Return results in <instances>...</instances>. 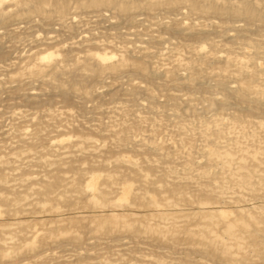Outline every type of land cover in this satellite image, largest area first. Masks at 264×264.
<instances>
[{
    "label": "bare ground",
    "instance_id": "obj_1",
    "mask_svg": "<svg viewBox=\"0 0 264 264\" xmlns=\"http://www.w3.org/2000/svg\"><path fill=\"white\" fill-rule=\"evenodd\" d=\"M194 256L264 264V0H0V264Z\"/></svg>",
    "mask_w": 264,
    "mask_h": 264
},
{
    "label": "rangeland",
    "instance_id": "obj_2",
    "mask_svg": "<svg viewBox=\"0 0 264 264\" xmlns=\"http://www.w3.org/2000/svg\"><path fill=\"white\" fill-rule=\"evenodd\" d=\"M134 38H135L134 36H130L129 37V39H134ZM116 90L118 91V87H117V89L116 88H114V89H105V90L101 91V94L104 93V95H106V97L104 96V99L102 100V102L108 103L109 101H108L107 98L109 97L110 94H113ZM145 109H147V108H145ZM159 115L160 114H159L158 111H154V112L149 114L150 117H157ZM184 119L187 121L186 125L176 126V125L172 124L170 127H168L167 130H164V133H163L164 137L166 139L170 138L171 137L170 135L174 136L178 132V130H183V132L184 133H188V135H193L194 133L196 134L197 133L196 121H195V125L191 126L190 125L191 121L188 118H184ZM156 127H158L157 124H155L152 120H150L145 125L140 127V133L144 134V136H146V137L153 138L154 133H151V129H155ZM159 137H162V136H159ZM195 145H196L195 141L189 142V144H186V145L180 147L178 149V151H180L182 149L184 152L192 151V152L196 153ZM182 259H184V260L186 259L185 254L182 255L181 257L175 259V261H180ZM190 259H191L192 264H198V260H197V258L195 256L193 258H190ZM68 260H69V258H68ZM166 261L170 262L171 259L170 258H166ZM26 264H29V263H26Z\"/></svg>",
    "mask_w": 264,
    "mask_h": 264
}]
</instances>
